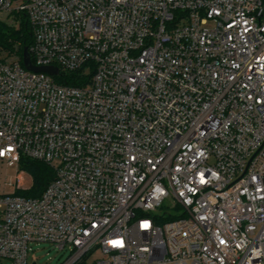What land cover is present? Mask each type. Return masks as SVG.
Instances as JSON below:
<instances>
[{
  "label": "built area",
  "instance_id": "2783aa9c",
  "mask_svg": "<svg viewBox=\"0 0 264 264\" xmlns=\"http://www.w3.org/2000/svg\"><path fill=\"white\" fill-rule=\"evenodd\" d=\"M3 13L26 15L32 64L59 74L0 57V162L55 170L40 197L17 195L19 177L0 193V264L39 244L68 249L63 264H264V0Z\"/></svg>",
  "mask_w": 264,
  "mask_h": 264
},
{
  "label": "trees",
  "instance_id": "16d2710c",
  "mask_svg": "<svg viewBox=\"0 0 264 264\" xmlns=\"http://www.w3.org/2000/svg\"><path fill=\"white\" fill-rule=\"evenodd\" d=\"M34 42L33 29L25 14H16L14 22L0 21V57L18 58L22 64L24 51L30 49ZM62 84H80L78 73L66 75L65 79H58ZM19 168L26 171L33 178V184L28 190H22L17 195L26 197H40L55 179V170L49 164L22 157ZM175 219L168 215L162 222Z\"/></svg>",
  "mask_w": 264,
  "mask_h": 264
},
{
  "label": "rangeland",
  "instance_id": "374dc122",
  "mask_svg": "<svg viewBox=\"0 0 264 264\" xmlns=\"http://www.w3.org/2000/svg\"><path fill=\"white\" fill-rule=\"evenodd\" d=\"M19 2L21 3L22 1H19ZM0 19L2 21H8V14L6 13L0 14ZM17 177H19L23 181L25 187L32 186L33 178L30 174H28L24 170H21L19 166L9 167L6 163L0 162V193L11 192L12 189L9 186V183L10 181H16ZM22 190H25V189H19L17 193ZM159 212L162 214L163 213H167V214L173 213V211L167 207L161 208ZM32 247L34 251L30 255V264H33V263L63 264L70 256V251L68 249L60 251V250H57L55 247H52L49 244L33 245ZM106 256L107 255L103 254L100 251L95 252L90 257V262H93L100 258H106ZM4 264H13V263L10 260H5Z\"/></svg>",
  "mask_w": 264,
  "mask_h": 264
},
{
  "label": "water",
  "instance_id": "95a60500",
  "mask_svg": "<svg viewBox=\"0 0 264 264\" xmlns=\"http://www.w3.org/2000/svg\"><path fill=\"white\" fill-rule=\"evenodd\" d=\"M23 62H24L25 67L28 70H31V71H34V72H38V73H47V74L53 75V76L59 74V70L57 68H55V67L41 68V67L34 66L32 64L30 53H29L28 49H25V51H24Z\"/></svg>",
  "mask_w": 264,
  "mask_h": 264
}]
</instances>
